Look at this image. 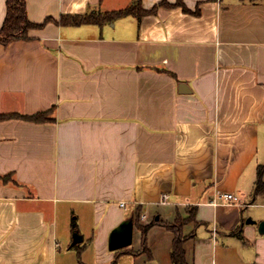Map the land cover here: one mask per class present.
<instances>
[{
  "label": "crops",
  "instance_id": "1",
  "mask_svg": "<svg viewBox=\"0 0 264 264\" xmlns=\"http://www.w3.org/2000/svg\"><path fill=\"white\" fill-rule=\"evenodd\" d=\"M25 1L42 23L134 0ZM182 1L0 44V114L53 108L0 119V264H172L179 218L189 264H264V207L244 210L264 163V0ZM221 192L249 204L212 205ZM128 218L132 243L110 250Z\"/></svg>",
  "mask_w": 264,
  "mask_h": 264
},
{
  "label": "trees",
  "instance_id": "2",
  "mask_svg": "<svg viewBox=\"0 0 264 264\" xmlns=\"http://www.w3.org/2000/svg\"><path fill=\"white\" fill-rule=\"evenodd\" d=\"M181 6L183 11L189 12L190 10L184 5L182 0H176L174 3H168L162 0L155 4L151 9L145 10L141 7V0H134L131 4L116 10L111 11H101L96 9L87 10L83 13H73V14H61L58 20H53L52 18H46L42 23L31 22L27 17L26 12V1L25 0H5L6 12L3 23L0 27V44L7 45L16 40H28L30 39L29 30L41 28L47 21H55L60 25H80L84 23H95L102 25L106 22H111L119 17L126 15H134L137 19H140L142 15L154 12L158 6ZM195 12H198L195 11ZM53 108L38 111L33 114L23 115L17 113L10 114H0V119H6L10 117H19L25 120L43 122L50 120V114ZM257 197L264 198V163L257 166L256 178L253 183L252 188V201ZM192 218V214L189 215V219ZM186 219L179 218L174 223L164 224L169 230L174 233L170 258L172 264H189L185 259V249L184 242L191 235L183 234L181 231L182 224ZM160 223V221L152 219L148 223L142 224L136 221L137 227L141 231V251L147 250L146 236L149 228L155 223ZM72 230L76 231L77 226L75 221L71 222ZM75 244L74 246H76ZM123 247L120 249L127 248ZM84 264V263H81ZM109 264H115V261Z\"/></svg>",
  "mask_w": 264,
  "mask_h": 264
},
{
  "label": "water",
  "instance_id": "3",
  "mask_svg": "<svg viewBox=\"0 0 264 264\" xmlns=\"http://www.w3.org/2000/svg\"><path fill=\"white\" fill-rule=\"evenodd\" d=\"M248 222L251 219L247 220ZM258 231L264 233V220L258 223ZM132 233H133V221L132 218L123 220L118 226L113 228L109 234L108 247L110 250L120 249L129 246L132 243ZM82 236L74 232L72 235V244L80 242Z\"/></svg>",
  "mask_w": 264,
  "mask_h": 264
},
{
  "label": "built area",
  "instance_id": "4",
  "mask_svg": "<svg viewBox=\"0 0 264 264\" xmlns=\"http://www.w3.org/2000/svg\"><path fill=\"white\" fill-rule=\"evenodd\" d=\"M168 194L167 193H163L161 196V201L165 202V200L167 199ZM210 203L212 205H218V204H222V205H239V206H245L248 205L249 202H246L245 200L241 199L238 195H236L235 193H231V192H221V193H216V195L214 196V198H212V200L210 201ZM120 206H123L124 203L123 202H119ZM140 220L145 218L144 214H140L139 215Z\"/></svg>",
  "mask_w": 264,
  "mask_h": 264
},
{
  "label": "rangeland",
  "instance_id": "5",
  "mask_svg": "<svg viewBox=\"0 0 264 264\" xmlns=\"http://www.w3.org/2000/svg\"><path fill=\"white\" fill-rule=\"evenodd\" d=\"M263 162H264V159H263ZM248 200H249V198H248ZM250 201V200H249ZM252 201V200H251ZM261 201H264V198L263 197H261V198H259V197H257L256 199H254L253 201H252V205L251 206H249V207H245V209L244 210H246L245 211V213L246 212H249V214L250 215H252L253 217H254V215H255V213H256V211L258 210H260L261 208H263L264 207V205H261V204H259V202H261ZM257 203V204H256ZM258 205V206H257ZM254 213V214H253Z\"/></svg>",
  "mask_w": 264,
  "mask_h": 264
}]
</instances>
